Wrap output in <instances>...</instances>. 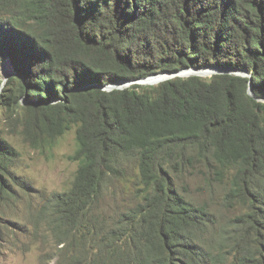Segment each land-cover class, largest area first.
I'll list each match as a JSON object with an SVG mask.
<instances>
[{
  "label": "trees",
  "instance_id": "obj_1",
  "mask_svg": "<svg viewBox=\"0 0 264 264\" xmlns=\"http://www.w3.org/2000/svg\"><path fill=\"white\" fill-rule=\"evenodd\" d=\"M4 61L2 110L74 128L40 212L64 264H264V0H0ZM206 67L249 77L103 90ZM14 157L0 133V171Z\"/></svg>",
  "mask_w": 264,
  "mask_h": 264
},
{
  "label": "rangeland",
  "instance_id": "obj_2",
  "mask_svg": "<svg viewBox=\"0 0 264 264\" xmlns=\"http://www.w3.org/2000/svg\"><path fill=\"white\" fill-rule=\"evenodd\" d=\"M212 73L197 72L205 81ZM11 76L4 61L0 95ZM258 101L264 103V97ZM34 118L20 109L8 113L0 108V133L15 152L7 171H0L8 191L0 194V264H64L63 245L40 212L51 196L71 188L77 169L71 160L76 150L74 128L48 139ZM223 264L233 263L228 258Z\"/></svg>",
  "mask_w": 264,
  "mask_h": 264
},
{
  "label": "water",
  "instance_id": "obj_3",
  "mask_svg": "<svg viewBox=\"0 0 264 264\" xmlns=\"http://www.w3.org/2000/svg\"><path fill=\"white\" fill-rule=\"evenodd\" d=\"M204 69H210L213 71L212 74L215 75H219V74H232V75H236V76H241V77H249V74L244 72V71H233V70H226V69H216V68H211V67H206V68H202V69H193V68H188V69H183L177 72H173V73H161V74H155L152 76H149L145 79H141V80H136V81H131V82H117L111 85H108L106 87L103 88L104 91L110 92L113 90H123L125 88H128L130 85L132 84H138V85H142V86H154L157 85L161 82L170 80V79H174V78H184V77H191V76H195V77H200L197 72L204 70ZM157 78L158 80L156 82H152L150 80V78ZM156 83V84H155ZM249 95L253 96L251 94V89L249 88Z\"/></svg>",
  "mask_w": 264,
  "mask_h": 264
},
{
  "label": "bare ground",
  "instance_id": "obj_4",
  "mask_svg": "<svg viewBox=\"0 0 264 264\" xmlns=\"http://www.w3.org/2000/svg\"><path fill=\"white\" fill-rule=\"evenodd\" d=\"M150 80L153 82H156L158 79L157 78H155V77H153V78H150Z\"/></svg>",
  "mask_w": 264,
  "mask_h": 264
}]
</instances>
